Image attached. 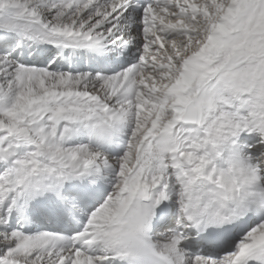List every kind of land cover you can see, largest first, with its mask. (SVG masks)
I'll use <instances>...</instances> for the list:
<instances>
[{"label":"snow or ice","instance_id":"1","mask_svg":"<svg viewBox=\"0 0 264 264\" xmlns=\"http://www.w3.org/2000/svg\"><path fill=\"white\" fill-rule=\"evenodd\" d=\"M0 264H264V0H0Z\"/></svg>","mask_w":264,"mask_h":264}]
</instances>
